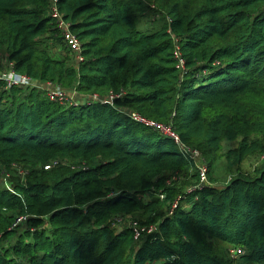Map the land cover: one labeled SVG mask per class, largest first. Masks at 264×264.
<instances>
[{"label":"trees","instance_id":"16d2710c","mask_svg":"<svg viewBox=\"0 0 264 264\" xmlns=\"http://www.w3.org/2000/svg\"><path fill=\"white\" fill-rule=\"evenodd\" d=\"M51 3L0 0V69L6 60L35 82L115 99L67 108L40 90L0 85V176L26 172L8 183L14 192L0 186V264H234L215 244L243 250L240 264H264V164L242 171L264 153V103L249 99L264 98V0H57L82 43L80 64ZM152 3L161 19L142 28ZM120 107L170 123L209 169L224 162L233 179L191 194L190 182L155 180L197 167ZM178 196L186 208L161 219ZM117 214L160 221L157 232L135 241L132 230H113Z\"/></svg>","mask_w":264,"mask_h":264},{"label":"built area","instance_id":"2783aa9c","mask_svg":"<svg viewBox=\"0 0 264 264\" xmlns=\"http://www.w3.org/2000/svg\"><path fill=\"white\" fill-rule=\"evenodd\" d=\"M57 0H52L51 7H50V17L54 21L57 30L63 40L64 46L69 51L71 56L73 57L76 64H80L84 61L83 56V49H82V43L78 39V37L72 32L71 29V23L68 22L64 15L60 12L58 6H57ZM168 23L171 24L172 20L168 18ZM174 40L175 49H174V57L177 60L178 68L185 71V65L182 58V54L179 47V39L176 38L171 30L168 31ZM0 85L4 87L5 90H12L15 88H23L25 90H40L46 94L48 99L52 102L59 103L61 105H69L70 106V96L66 92V90L59 84L54 83H44V82H35L31 77L28 75L19 73L15 70V65L12 62L6 61L3 63V68L0 69ZM45 85V86H44ZM74 91H76L75 88H72ZM77 92V91H76ZM87 97L89 100L95 99V100H104L103 104H113V101L115 99V96L111 95L108 98H101L98 95H83ZM93 104V102L88 103V105ZM132 121L149 128L151 130H154L161 134L162 136L171 139L175 142V144L179 147L180 151L188 156L196 165L197 171L199 174L200 182L204 187H200V189L205 188L208 184V172L209 168L206 164L205 159L203 158L201 152L198 149H191L189 147H186L183 145V142L180 140L179 135L174 132L170 127L165 126L164 124H161L159 122L150 121V119L142 116L138 112L130 111L127 115ZM168 127V128H167ZM170 128V129H169ZM58 162H53L50 165H47L45 167L46 170L55 167ZM23 171V172H22ZM19 175L24 179L26 176V172L22 169L19 170ZM179 181V175H174L171 178L172 181ZM176 181V182H177ZM161 199H164V196H160ZM26 216H21L16 219V224L14 225V228L17 227L20 224V221L22 219L26 220ZM147 229H139L137 227L134 228H128L132 230L135 241H139L141 237H143L145 234H151L154 231V228ZM237 251L236 257H239L240 255H243V251L241 249H233Z\"/></svg>","mask_w":264,"mask_h":264},{"label":"rangeland","instance_id":"374dc122","mask_svg":"<svg viewBox=\"0 0 264 264\" xmlns=\"http://www.w3.org/2000/svg\"><path fill=\"white\" fill-rule=\"evenodd\" d=\"M155 5H154V3L151 4L150 9H152V10L150 12H148V16L142 21L144 24L142 28H146V25L153 26V23L155 21H158L159 19H161V16H159V15H161L160 9L157 7V5L156 6ZM154 15H158V17H160V18L154 17ZM1 65H2V62H1ZM64 89L66 90V92L70 96V100H71L70 106H72L74 108H78V107L88 105V103H91V102H93V104H103L104 103V100H95V99L89 100L87 97H83V95H85V94L78 93L71 88H64ZM249 99L251 101H254L255 103H264V98H262V97L251 96ZM65 107L68 108L69 105H65ZM118 110H119V112H122L126 116L130 112L127 109L121 108V107L118 108ZM141 115L144 116L143 114H141ZM150 121H154V120H150ZM154 122H157V121H154ZM164 125L170 127L174 131V128L170 123H168V124L165 123ZM183 145L186 147H189L191 149H195L193 146H189L185 143H183ZM234 146L235 145L231 144V143H224L223 144L224 151H227L228 149H230ZM263 164H264V153L253 154L250 157H248V159L244 162V164L242 166V171L246 174H251L254 172V170L256 168L262 166ZM81 167H84V166L82 165ZM18 168H20V166L14 167V171L12 170V172H7L6 170H4V168L2 169V173L0 176V182H1L0 186L2 188H5L6 190H10L11 192L13 191V189L11 187H9L8 183H10V180L12 178H17L20 176L18 171H17ZM208 170H209V172H208V179H209L208 181L209 182L205 188H215L217 190H223V188L226 187L229 184V182L233 179V176L231 174L227 173L224 162H222L218 168H216V169L212 168V169H208ZM196 172L197 171H195L193 169L188 174H185V173L181 174V172H176L179 174V181L178 182H176L177 180L172 181V182L170 181L171 178L173 177V175L176 174V173H171V172L170 173L167 172L162 176L155 177V180H159L160 178H162V180H166L165 184H166V186H169V187L180 186L181 183H183V182H190V185L189 186L187 185V188L185 190H186V194H191L193 192H196L198 189H200V187H204L200 182L199 174ZM161 192L162 191H160L159 194ZM163 196H164V199H161V200H166L168 194L164 193ZM172 201L173 200L168 201V202L164 201V203L166 202V207H165V209H163L164 213H163V217L161 219H164L167 216L173 215L176 212V210H178L181 207L186 208V206L188 204V201H186L184 196H178L173 202ZM25 221H26L25 219H22L20 221L19 225H23L24 223H26ZM159 222L160 221H158L157 223L146 225L145 223L140 222L139 219H136V218L132 217L131 215H118L117 214V215H114V217L112 219V227L114 228L113 230L115 232H121L125 229H128V228L131 229L134 227H137L139 229L144 230V229L150 228V225H151L152 226L151 228H154L153 232H157V227H158ZM23 229H25V225L22 228H20L18 230V232H22ZM145 238L146 237H144V236L141 237L138 242L143 241ZM138 244H140V243H138ZM212 244H215V242H213ZM214 249L217 250V252L221 255V259H225V257H226L225 253H228V256L230 258L229 260L232 261L233 263L235 262L234 264L242 263V262H240V260L239 261L235 260V257H236L235 255L237 254L236 252L238 250L235 251L233 249L228 248V246H223V245L220 246L219 244H215ZM243 254H244V251H243ZM154 264H161V262H156Z\"/></svg>","mask_w":264,"mask_h":264},{"label":"crops","instance_id":"0c3cea01","mask_svg":"<svg viewBox=\"0 0 264 264\" xmlns=\"http://www.w3.org/2000/svg\"><path fill=\"white\" fill-rule=\"evenodd\" d=\"M45 86V85H44ZM83 97H85V96H83Z\"/></svg>","mask_w":264,"mask_h":264}]
</instances>
